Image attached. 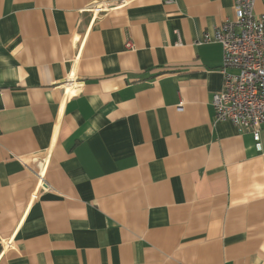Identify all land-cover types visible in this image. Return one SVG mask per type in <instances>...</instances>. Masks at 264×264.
I'll return each mask as SVG.
<instances>
[{
    "label": "crops",
    "instance_id": "1",
    "mask_svg": "<svg viewBox=\"0 0 264 264\" xmlns=\"http://www.w3.org/2000/svg\"><path fill=\"white\" fill-rule=\"evenodd\" d=\"M233 18L0 0V264H264V133L214 122L222 47L201 42Z\"/></svg>",
    "mask_w": 264,
    "mask_h": 264
},
{
    "label": "built area",
    "instance_id": "2",
    "mask_svg": "<svg viewBox=\"0 0 264 264\" xmlns=\"http://www.w3.org/2000/svg\"><path fill=\"white\" fill-rule=\"evenodd\" d=\"M255 1L233 0L234 18L204 32L201 42L222 47L223 84L211 99L214 122H229L239 134H250L260 150L264 133V13L254 12ZM126 48H132L130 42ZM38 179L40 190H51L42 177Z\"/></svg>",
    "mask_w": 264,
    "mask_h": 264
}]
</instances>
